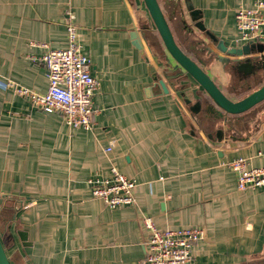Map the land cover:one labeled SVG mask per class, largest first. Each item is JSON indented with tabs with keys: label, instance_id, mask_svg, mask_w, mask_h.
<instances>
[{
	"label": "crops",
	"instance_id": "crops-1",
	"mask_svg": "<svg viewBox=\"0 0 264 264\" xmlns=\"http://www.w3.org/2000/svg\"><path fill=\"white\" fill-rule=\"evenodd\" d=\"M158 2L180 47L229 98L264 83L247 90L234 68L244 56L228 53L253 44L251 55L264 54V40L235 41V11L252 0ZM68 20L100 83L91 129L0 86V239L11 264H143V216L159 229H203L190 264H264V187L238 190L228 166H264V100L220 117L192 79L166 78L143 0H0V82L45 92L42 44L66 47ZM111 166L136 181L133 206L92 197L88 179Z\"/></svg>",
	"mask_w": 264,
	"mask_h": 264
},
{
	"label": "built area",
	"instance_id": "built-area-1",
	"mask_svg": "<svg viewBox=\"0 0 264 264\" xmlns=\"http://www.w3.org/2000/svg\"><path fill=\"white\" fill-rule=\"evenodd\" d=\"M236 43L248 44L264 40V0H252L251 6H240L235 11ZM67 46L52 49L42 44L45 51L39 61L45 68L48 86L39 93L10 80L0 86L11 88L30 104L44 112L60 113L66 125L73 128L92 127L94 110L92 98L99 89V80L92 76L89 58L83 53L76 26L68 20L65 24ZM31 45L37 43L30 42ZM111 147L105 148L109 152ZM228 166L236 173L237 189L264 187V166L250 167L244 157L234 158ZM93 198L100 199L109 208L136 203V181L110 167L108 177L88 179ZM148 231L143 264H190L193 247L204 238L199 227L159 229L151 217H141Z\"/></svg>",
	"mask_w": 264,
	"mask_h": 264
},
{
	"label": "water",
	"instance_id": "water-1",
	"mask_svg": "<svg viewBox=\"0 0 264 264\" xmlns=\"http://www.w3.org/2000/svg\"><path fill=\"white\" fill-rule=\"evenodd\" d=\"M143 3L162 41L165 50L164 61L167 67L171 69L170 73L165 74L166 78L172 80L177 85L184 80L192 79L201 88L200 92L206 94L207 98L205 100L209 103L208 108H213L220 117L224 116V114H241L264 100V83L240 99L232 100L229 98L215 81L212 80L206 70L177 44L158 0H143ZM254 47L255 45L248 44L238 49H231L228 52L233 56H244L240 59L241 61L237 62L238 65L234 68L236 71L242 70L249 78L245 82L247 90L251 89L254 82L256 84L258 80H260L259 83L264 80V54L258 56L251 55L255 50ZM220 48L224 52H227L224 45L221 44ZM171 61H173L172 66H170ZM159 84L163 91L168 93V89L162 80H159ZM237 90L235 87L232 88V92L234 93H238ZM196 94H198L197 91ZM0 264H11L1 239Z\"/></svg>",
	"mask_w": 264,
	"mask_h": 264
},
{
	"label": "rangeland",
	"instance_id": "rangeland-1",
	"mask_svg": "<svg viewBox=\"0 0 264 264\" xmlns=\"http://www.w3.org/2000/svg\"><path fill=\"white\" fill-rule=\"evenodd\" d=\"M169 24H170V22H168ZM172 30H173V34H174V38H176V42H177V44L179 45V40H178V38H177V35H176V32L174 31V29H173V27H172ZM180 46V45H179ZM242 77H244V76H242ZM245 78V77H244ZM252 85H256L255 84V82L252 84Z\"/></svg>",
	"mask_w": 264,
	"mask_h": 264
},
{
	"label": "trees",
	"instance_id": "trees-1",
	"mask_svg": "<svg viewBox=\"0 0 264 264\" xmlns=\"http://www.w3.org/2000/svg\"><path fill=\"white\" fill-rule=\"evenodd\" d=\"M163 11V10H162ZM164 13V12H163ZM165 15V14H164ZM165 17H166V15H165ZM167 19V18H166ZM168 21V20H167Z\"/></svg>",
	"mask_w": 264,
	"mask_h": 264
}]
</instances>
